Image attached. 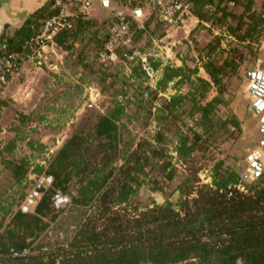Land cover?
Returning a JSON list of instances; mask_svg holds the SVG:
<instances>
[{"label": "trees", "instance_id": "1", "mask_svg": "<svg viewBox=\"0 0 264 264\" xmlns=\"http://www.w3.org/2000/svg\"><path fill=\"white\" fill-rule=\"evenodd\" d=\"M116 1L131 11L141 7L140 0ZM181 1L190 4L189 15L200 25L221 26L237 43L249 45L263 34L264 1L259 10L255 9V0ZM230 4L241 5V12H230ZM59 13L51 0L46 10L28 19L13 34H2L0 59L12 56L22 61L31 56L37 49L33 41L44 22ZM70 13L71 16L66 17L67 25L53 39L54 46L69 51L78 36L91 28L95 29L92 36L97 39L101 54L114 17L97 25L94 20L85 18L78 8H72ZM128 19L132 42L121 45L118 55H132L134 42L147 30L154 33L165 25L155 8L142 26L135 22L134 15H128ZM158 37L164 34L161 32ZM220 45L221 39L214 38L199 56V66L208 80L199 77L197 65L191 68L183 62L180 67L172 63L161 67L160 61H150L153 71L161 69L150 93L164 94L170 87L174 90L159 109L162 121H179L182 127V117L187 116L193 122L186 130L189 135L177 128L175 136L177 160L189 168V174L176 188L181 195L178 208L169 200L161 205L153 204L137 216L120 208L137 193L140 175L146 174L145 169L153 162L167 182L174 179L176 168L166 148L160 146L164 141L160 133L152 140L159 146L139 143L124 156L119 169L110 167L112 160L108 153L117 152L118 123L124 115L123 106L116 103L97 118L91 134L71 136L43 164L37 163L32 169L24 159L4 158L13 152L14 140L0 147V162L6 163L16 185H22L31 175L52 178L51 186L40 191L33 213L21 212L20 206L6 212L10 221L0 235V264H264V170L248 183L225 161L217 160L209 170V182L198 185L194 180L201 170L196 166L195 156L204 155L217 135L241 133L240 122L233 115L224 119L218 116V108L227 105L223 98L227 92L224 79L233 75L238 67L234 58H215ZM133 71L147 77L140 62ZM184 86L188 90L182 93ZM211 89L216 94L207 99ZM93 141L104 153L99 168H91L86 158ZM116 180L119 181L117 186L112 187L110 181ZM155 191L160 189L155 188ZM57 193L68 195L71 205L96 210L97 218H91V224H83L66 247L45 252L37 241L57 218L52 214L56 212L52 204ZM117 207L122 213L115 209ZM48 215H51L49 221L45 222Z\"/></svg>", "mask_w": 264, "mask_h": 264}, {"label": "rangeland", "instance_id": "2", "mask_svg": "<svg viewBox=\"0 0 264 264\" xmlns=\"http://www.w3.org/2000/svg\"><path fill=\"white\" fill-rule=\"evenodd\" d=\"M263 1L255 0V9L259 10ZM120 5L118 6L117 3V7L112 9L113 4L110 3L109 9L112 10L103 14L104 18L100 22L109 21V16H113L116 11H126V8H123L125 6ZM103 10L101 4H92L90 7V12H102ZM143 10L146 19L151 14L152 7H146ZM229 10L238 14L242 6L230 4ZM84 17L90 20L93 18L91 14H84ZM144 20L142 19L139 26L143 25ZM183 21L185 22L179 21L175 27L165 26L154 33L147 30L138 41L134 42L132 60H127L128 54H123L118 55L117 61L113 62L103 55L104 51L99 54L100 47L97 46V39L92 36L95 29L90 28L78 36L71 50L64 51L55 47L57 55L52 54L53 59L47 66L43 65V72L36 70L37 66L31 64L34 81L29 83L23 77L17 76V82L18 84L25 83L22 86L24 90L21 92L27 91L25 89L28 88L35 90L31 101L37 105L36 109L30 111V108L20 106L2 94L5 86L0 89V147L5 146L11 140L15 142L13 152L4 158L24 159L31 169L37 163L43 164L71 136L91 134L97 118L117 103L123 106L124 115L118 123L117 152L108 153L112 160L110 167L119 169L124 156L134 150L139 143L149 142L154 147L159 146L152 140L160 133L164 138L160 146L166 148L167 155L176 168L174 179L167 182L162 178L156 163L153 162L151 167L145 169L146 174L140 175L141 185L137 193L120 208L127 209L131 216H137L139 212L152 207L153 204L161 205L167 200L178 208L177 202L181 195L176 192V188L189 174V168L177 160L174 152L175 136L177 128H180V132H186L189 135V131L186 130L193 125V122L187 119V116L182 117L184 124L182 127L179 121L163 122L159 109L164 100L169 98L171 94L168 93H171L173 89L164 94H151L149 90L155 87V78L160 76V71L157 74L154 71L151 78L148 76L145 78L140 76L139 72L134 73L133 68L140 62V57L146 58L149 65L150 61L165 57L166 49L171 46L168 44V39L159 42L158 36L161 32L165 35L170 29L171 33L173 31L171 40L174 38L173 40L179 43L172 47V54L181 57L191 68L201 64L199 56H202L204 46L219 37L221 45L218 47L215 58L217 60H223L226 57L234 58L237 62L243 61L241 65L246 70L251 69L258 58L263 42L262 34L256 42L249 45L248 43H237L222 31L221 26L210 23H207L208 27L197 25L185 37L184 32L188 30L189 25H186V17H183ZM228 22L234 23L233 20ZM169 54L172 58L173 55ZM54 66L57 69L55 73L52 68ZM239 69L238 65L234 74L224 79L227 92L223 98L227 105L218 108V116L222 119L232 115L231 101L237 91L243 89L244 79L238 76ZM19 76H23V73L21 72ZM187 90L186 86L181 88L182 93ZM215 94L214 89H211L207 99ZM258 134V137L256 135L254 138H248L241 129L240 134L217 135L216 140L211 141L204 155L198 153L195 156L196 166L201 170L194 180L198 181V185L209 182V170L217 160L225 161L231 169L243 176L248 169L247 159H250L254 149L259 150L260 143L264 140L263 135L259 132ZM103 155V151L96 148V142H91L86 154L90 167L99 168L103 163ZM35 180H37L36 176L31 175L22 185H16L11 178L10 171L6 169V163L0 162V235L4 234L10 221V215L6 212L16 210L22 205L32 191ZM118 182V180L110 181V185L116 187ZM155 188H159L160 191H155ZM72 190H74L73 187ZM115 209L122 213L118 207ZM52 214L57 215L56 220L50 222L37 241V244L43 246L45 252L66 247L83 224H91V218H97L96 210L91 207H78L71 203L63 210ZM50 216L48 215L44 221L48 222ZM99 224L101 222H98Z\"/></svg>", "mask_w": 264, "mask_h": 264}, {"label": "crops", "instance_id": "3", "mask_svg": "<svg viewBox=\"0 0 264 264\" xmlns=\"http://www.w3.org/2000/svg\"><path fill=\"white\" fill-rule=\"evenodd\" d=\"M51 0H0V36L2 34L11 35L16 30H18L28 19L32 18L33 16L37 15L43 10H46ZM110 3L113 4V8L117 7V1H111L107 2V6H102V3L98 1H93L89 4L87 10L82 11L85 15L91 14V20H94L97 25H100L103 20V14L109 13L112 9H109ZM92 4H101V7L104 8V10L101 12H90V7ZM119 6V3H118ZM121 6V5H120ZM123 6V5H122ZM121 6V7H122ZM126 8L127 15H134V12L131 11L128 7ZM151 10V9H150ZM142 9L139 11L140 13L137 14V16L134 15V18L136 19L135 22L139 25L142 21V19H145V12ZM150 17H148L142 22V24ZM109 18H112V16ZM88 19V18H87ZM108 19V18H107ZM99 21V22H98ZM105 21V20H104ZM103 21V22H104ZM185 22V21H183ZM186 25H189L188 30H186L185 37L188 35L189 32H191L193 29L199 25V21L190 15L186 18ZM201 25L208 27L207 23H201ZM166 25H164L165 27ZM185 28H187L185 26ZM171 37H173V31L171 33L170 31H167V33L164 35V37L159 39L160 41L167 40L168 44L171 46V48L166 49L165 57H161L158 61L161 63V67L165 66L166 64L172 63L176 67L182 66L183 62L185 61L178 57L177 55H173L172 53V47H174L176 44H179L176 40H171ZM170 39V40H169ZM171 53L173 56L170 58ZM57 55L54 44H48L47 46L43 47L36 55L27 57L24 62L21 70L10 76L7 80V83L4 85L5 89L2 94L5 95V97H8L12 99L13 102L18 103L20 106L23 105L24 107L30 108V111L33 109H36V104L32 103L31 99L33 97V93L35 90L31 89H25L27 91L21 92V90H24L22 86L23 84H18V77L24 78L27 82L32 83L34 81V78L32 77L33 69L32 65H36V70L43 72L42 68L44 66H47V64L53 59V56ZM166 58L168 60H166ZM243 61L238 62V65L240 66V71L238 76L243 77L245 80L246 75L249 73H261V77L264 74V31H263V42L261 43V51L258 55V58L256 62L254 63L253 67L251 69L246 70V68H243L241 65ZM44 65V66H43ZM49 69L48 67H46ZM54 69V73L57 71L56 67H52ZM161 69H158L155 71V74H157ZM23 73V76H19L20 73ZM243 73V75H242ZM199 77L208 80L207 75L205 74L204 70L199 66ZM160 76H156V82L159 79ZM260 82L256 85V89H253V86L255 85V81L251 80L245 86L242 90L237 91L235 94V97H233V101H231V113L232 115L240 122V126L242 131L245 133V136L248 138H254L258 137V122L257 120L262 116V107H264V100L256 95L257 90L260 88ZM37 89V88H34ZM172 90V88L170 87ZM167 92H169V90ZM253 89V90H252ZM174 93V90L168 94ZM262 105V106H261Z\"/></svg>", "mask_w": 264, "mask_h": 264}, {"label": "built area", "instance_id": "4", "mask_svg": "<svg viewBox=\"0 0 264 264\" xmlns=\"http://www.w3.org/2000/svg\"><path fill=\"white\" fill-rule=\"evenodd\" d=\"M93 1L111 2L115 0H54V6L59 8L60 13L47 19L41 29V32L35 37L34 45L36 51L31 55H36L43 47L48 44H53V39L56 34L65 28L67 25L66 17L71 16L70 10L72 8H78L79 12L87 10L89 4ZM140 8L134 11H141L143 8L152 7L158 11L161 20L164 21L168 27H175L180 21L183 22V17H188L190 12V4L181 0H140ZM114 23L109 27V37L105 44L103 55L110 61H117V50L121 45L131 44V24L128 19L126 11H116L113 14ZM29 56V57H31ZM134 55H127V60H132ZM22 61H16L12 56L3 57L0 59V89L7 83L10 76L18 73L22 66ZM140 64L142 70L148 77H152L154 71L149 65L146 58L140 57ZM32 191L25 198L24 202L20 206V210L23 213H33L34 208L40 199L41 190H45L51 186V177H36ZM71 203V199L68 195L57 193L53 197V209L61 211Z\"/></svg>", "mask_w": 264, "mask_h": 264}, {"label": "water", "instance_id": "5", "mask_svg": "<svg viewBox=\"0 0 264 264\" xmlns=\"http://www.w3.org/2000/svg\"><path fill=\"white\" fill-rule=\"evenodd\" d=\"M102 6H107V2H102ZM138 13L140 12L136 11L134 12V15L137 16ZM251 80L255 81L253 89H256V85L259 82L261 83L260 88L256 92V95L264 100V74L261 77V73H249L248 75H246L242 87H244L245 84H247ZM261 112L262 116L257 120L258 132L264 137V107H262ZM259 147V150L254 149L250 159H247L248 169H246L243 176H241L242 179L246 180L248 183L252 182L255 178H257L262 172V169L264 168V140L260 143Z\"/></svg>", "mask_w": 264, "mask_h": 264}]
</instances>
